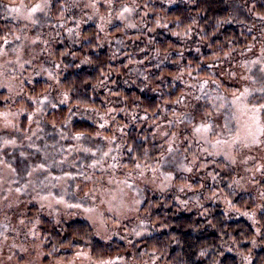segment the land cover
Here are the masks:
<instances>
[{"label": "trees", "instance_id": "trees-1", "mask_svg": "<svg viewBox=\"0 0 264 264\" xmlns=\"http://www.w3.org/2000/svg\"><path fill=\"white\" fill-rule=\"evenodd\" d=\"M38 1L0 0V50L5 41L27 29V23L11 15L9 8L20 3L34 6ZM48 1L42 34L50 40L43 68L56 72V83L34 69L32 81L19 85L20 95L0 89V111L20 112L18 127L10 135L21 139L29 129L44 131L46 136L50 131L53 137L65 131L86 146L111 147V161L120 167L152 168L165 146L156 139V127L174 118L179 105L187 101L179 75L212 80L226 88L220 76L223 69L245 60L257 70L263 62L251 56L240 59L264 41V0H113L107 5L93 0L97 9L91 21L82 20L90 10L83 1ZM124 9L130 22L116 19ZM98 19L107 20L104 27ZM255 78L257 85L249 86L259 90L263 80ZM7 150L3 156L11 151ZM24 155L26 160L36 159L32 164L40 162L32 149ZM103 157L99 156L100 169L106 161ZM220 174V186L231 205L248 212L253 209V196L231 188L234 171L225 168ZM260 183L264 193V179ZM76 192L73 197L82 198L78 192L86 191ZM140 200L137 219L156 233L129 246L101 241L86 220L54 223L40 216L43 262L69 261L82 250L98 261L128 254L137 263L154 256L165 264H240L243 259L264 264V210L256 223V241L262 249H255L252 225L243 219H226L216 205L207 206L203 214L184 213L170 196L147 189Z\"/></svg>", "mask_w": 264, "mask_h": 264}, {"label": "rangeland", "instance_id": "rangeland-1", "mask_svg": "<svg viewBox=\"0 0 264 264\" xmlns=\"http://www.w3.org/2000/svg\"><path fill=\"white\" fill-rule=\"evenodd\" d=\"M81 1L90 9L82 20L86 17L91 21L97 8L93 0H80V4ZM111 1L103 0V3L107 5ZM37 3L44 4L45 0ZM48 3L47 0L43 11L36 13H30L32 5L27 7L23 3L8 10L27 23L25 32L4 43L0 50V89L8 90L11 96L20 95L19 85L32 81L34 69H40L43 79L51 80L53 84L58 79L56 72L43 68L50 40L42 34L43 23L48 16ZM126 13H118L116 19L130 22L125 18ZM32 19L37 22L32 23ZM97 21L103 27L107 22L105 19ZM250 56L263 61L257 67L259 73L253 64L238 61L220 73L226 88L217 86L212 80H195L189 74L179 75V81L185 85L183 95L187 96V101L179 105L180 110L174 118L156 127V139L163 141L165 146L161 150L160 161L152 168L120 167L111 161V147L86 146L78 137L65 131L54 133L53 137L50 131L46 136L44 131L31 132L29 129L23 139L14 137L10 134L18 127L20 112L0 111V264H45L37 228L40 216L54 223L86 220L92 225L95 235L107 243L116 240L129 246L154 235L155 230L137 219L140 193L144 189L170 196L184 213L203 211V214L208 210L207 206H218L226 219H243L251 224L256 231L253 248L262 249L256 241L259 231L256 223L258 215L264 210V193L260 183L264 179V169H256L264 165V145L246 148L239 141H243L250 130L256 131L250 127L251 114L246 111L245 105L251 107L249 101L264 102V93L252 90L257 85V75L263 80L261 88L264 87V41H258L244 52L240 60ZM27 65L31 68L23 70ZM253 67L254 72L251 71ZM15 70L20 77H15L16 73L7 74ZM249 85L255 86L250 88ZM245 89L251 95L242 96ZM234 96L240 97V100H235ZM43 99L46 100L45 97ZM261 119L264 120V113ZM201 120L212 126L210 132L202 134L203 138L193 132L194 126ZM50 139L58 143H48ZM218 140L222 142L220 145L215 143ZM233 140L238 142L233 144ZM7 148L11 151L3 156ZM31 149L37 153L40 161L37 164H32L36 162L32 157L24 158V153L30 155ZM225 153L234 158L235 163L232 159H225ZM101 154L106 160L102 162V169L99 168ZM98 168L97 171L92 170ZM225 168L232 169L236 174L231 186L233 191L253 196L254 208L249 212L233 207L231 200L224 195L220 172ZM80 189L86 191L78 192L82 198L73 197ZM33 206L36 210H28ZM250 262L243 259L240 264ZM47 264L165 263L158 262L154 256L137 263L128 254L98 261L91 258L88 252L80 250L69 261L58 260Z\"/></svg>", "mask_w": 264, "mask_h": 264}, {"label": "snow or ice", "instance_id": "snow-or-ice-1", "mask_svg": "<svg viewBox=\"0 0 264 264\" xmlns=\"http://www.w3.org/2000/svg\"><path fill=\"white\" fill-rule=\"evenodd\" d=\"M47 0H45L44 4L37 3L34 5L30 13H36L38 11H43V8L46 6ZM124 11H128V9H124ZM31 19V15L29 17ZM37 21L35 19H32V23H36ZM17 39H19L17 37ZM7 43V41H5ZM258 91L261 93H264V87L260 88ZM242 96H248L251 95V93L248 92L247 89H245V92L241 94ZM235 100H240V97H235ZM264 99V97H262ZM251 104V107H248V105H245V109L247 112L251 114V120H250V127L256 129V131L250 130L247 135L245 136L243 141H239L243 144L246 148L251 147H260L264 145V120L261 119V114L264 113V102H261L260 100H257L255 103H252L251 101L248 102ZM212 130V126L210 123L205 122L204 120H201V122L194 126L193 132L194 134L201 135V138H203L204 133H208ZM258 132V134H257ZM237 140H233L232 143H237ZM5 143H12L11 141H6ZM216 145H220L221 141H216ZM224 144H227V141H223ZM169 151H172L171 145L169 146ZM107 155V153H105ZM225 159H232V162L235 163L234 158L229 157L227 153H225ZM43 167V165H41ZM140 165H137V168H139ZM261 169H264V165H261L260 168H257L256 171H261ZM188 171H191V168L187 169Z\"/></svg>", "mask_w": 264, "mask_h": 264}]
</instances>
